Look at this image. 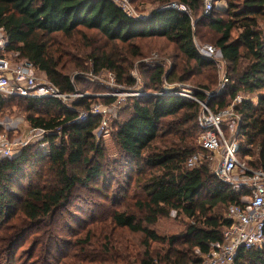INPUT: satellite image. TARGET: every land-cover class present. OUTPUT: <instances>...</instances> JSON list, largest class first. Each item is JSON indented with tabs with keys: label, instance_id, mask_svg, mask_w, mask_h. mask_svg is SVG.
Here are the masks:
<instances>
[{
	"label": "trees",
	"instance_id": "trees-1",
	"mask_svg": "<svg viewBox=\"0 0 264 264\" xmlns=\"http://www.w3.org/2000/svg\"><path fill=\"white\" fill-rule=\"evenodd\" d=\"M146 1L158 6L146 19H137L111 0H0V28L8 37L9 51L33 63L62 92L76 90L70 77L74 69L109 71L118 83L131 86L135 81L129 70L142 56V41L174 44L178 53L172 70L151 68L148 89L160 90L165 80L189 83L193 95L214 111L225 109L239 93L256 94V104L243 100L235 110L242 117L240 153L251 157L250 166L264 168V0H228L226 11L218 13L214 6L210 14L203 13V0H177L187 12L168 8L172 0ZM203 25L214 34L211 41L223 54L229 78L226 89L210 99L207 92L216 85L219 69L194 43L196 27ZM94 99L81 97L71 106L54 98L0 100V117L15 107L31 127L49 131L47 150L33 143L15 157L0 159V260L15 258L29 233L36 238L31 254L40 245L30 264L58 262L72 245L91 246V230L102 226L80 227L84 239L76 237V244L62 230L63 225L72 227L69 221L83 220L70 207L75 198L91 202L82 194L86 190L111 199L107 219L114 231L140 236L141 251L133 249V255L128 245L112 249L104 244L110 257L119 254L115 264H200L211 244L222 240L228 224L220 210L239 202V195L210 171L207 160L186 167L189 156L201 151L200 104L174 94L128 98L125 116L118 120V113L113 124L120 153L131 167L125 173L128 181L111 189L116 168L106 163L94 134L99 117L78 119ZM101 99L107 104L117 100ZM130 202L138 214L115 207ZM173 211L175 218L185 220L182 231L159 234L155 225ZM20 256L19 263L29 264ZM100 260L72 255L61 264ZM237 263L264 264V248L240 250Z\"/></svg>",
	"mask_w": 264,
	"mask_h": 264
},
{
	"label": "built area",
	"instance_id": "built-area-1",
	"mask_svg": "<svg viewBox=\"0 0 264 264\" xmlns=\"http://www.w3.org/2000/svg\"><path fill=\"white\" fill-rule=\"evenodd\" d=\"M111 1L131 17L146 19L150 15L139 11L135 0ZM216 2L218 0H203V13L209 14ZM167 7L187 12L183 4L172 3ZM9 44L8 37L0 28V100L8 101L15 97L54 98L71 106L68 102L73 99L72 97L88 96L76 90L62 92L33 63L18 59L17 53L9 51ZM197 48L203 56L216 62L220 70L223 68V54L219 48L211 44ZM228 83L229 78L223 73L217 86L207 92V98L222 93ZM107 93L109 96H114L113 91ZM169 94L197 101L201 107L198 121L204 130L198 138V143L201 151L207 154L202 156L200 152L193 153L187 159L186 167L192 168L205 161V158L209 161L215 158L217 165L213 173L239 195L238 203L228 205L225 218L228 224L222 231V240L211 244L209 251L202 255L200 264H238L240 250L264 248V168L250 166L249 156H242L240 153L242 117L235 107L245 98L236 95L234 101L225 109L214 111L208 102L199 101L192 93ZM102 112L99 105L93 104L89 110L80 111L78 119L84 121ZM223 122L225 124L222 127ZM106 126V119H102L97 130H103ZM48 133L46 129L31 127L23 116L0 117V159L15 157L33 143H38L41 148L47 150Z\"/></svg>",
	"mask_w": 264,
	"mask_h": 264
},
{
	"label": "rangeland",
	"instance_id": "rangeland-1",
	"mask_svg": "<svg viewBox=\"0 0 264 264\" xmlns=\"http://www.w3.org/2000/svg\"><path fill=\"white\" fill-rule=\"evenodd\" d=\"M173 2H169V4H176L180 5L177 0H172ZM136 8L139 11L144 13L150 14L154 8L158 6V3L151 2V1H144V0H135ZM228 9V0H218L215 4V11L218 13L224 12ZM211 13V12H210ZM209 13V14H210ZM264 20L261 22V29L263 31ZM198 35L194 38V43L196 46L201 47L204 44H211L214 43L211 41L212 36L214 35L206 26H197ZM264 32V31H263ZM91 32H87L89 35ZM234 37L236 36V32L233 33ZM90 36V35H89ZM141 50L142 56L133 60V64L131 69L129 70V75L131 78L134 79L135 83L131 86L123 85L117 82L116 75L109 71H102L99 74H93L91 71L83 72L77 69H74L70 72L71 79L74 80L76 85V91L80 94H87L89 97H95L94 101L91 105H99L100 109L103 111L99 117V124L102 119H106L107 126L103 129L98 131V126L94 130V134L96 136L97 141L100 142L101 146L104 148L106 163L109 162L110 167L113 166L116 170L113 169L111 172L114 180L112 182V188L115 189L117 184H123L128 181L125 177L126 169H130L131 166L128 165L123 155L120 153V149L115 141L114 138V131L115 125L113 124V120L117 117L118 113H120L118 120L125 116V107L127 102L129 101L128 98L133 97H145V96H154L159 94H169L172 92H181V93H192L193 87L192 84L189 83H182L179 81L168 82L164 81L161 85L160 90L148 89L146 84L148 83V75L151 68L162 65L165 70L168 72L172 70L174 63L176 62V55L177 49L174 44L170 42H166L165 40L156 39V40H145L141 43ZM215 46V45H214ZM217 48V47H216ZM222 69L219 68V75L217 79L216 85L212 88L214 89L220 77L223 73H225V64L223 63ZM78 80H80L78 82ZM78 82V83H77ZM192 83V82H191ZM113 91V95L117 98V100L112 104H107L103 102L101 99L102 97H112L107 95V92ZM238 95L245 98V100H249L252 103L256 104L258 101V96L256 94L249 95L246 93H239ZM86 96V97H88ZM85 97V96H84ZM68 103L72 105L73 102L80 99L81 97H72ZM13 100V99H12ZM12 100H8L6 102H10ZM234 100H232L233 102ZM231 102V103H232ZM230 103V104H231ZM201 108V107H200ZM84 111V110H81ZM4 116L8 117H19L23 116L22 111L17 110L13 107L10 111L6 110L3 114ZM224 122L221 123L222 127L224 126ZM203 155L207 153L198 151ZM214 157V154H212ZM207 160V158H205ZM251 159V157H249ZM248 159V160H249ZM254 159V158H253ZM203 160V159H202ZM209 163L210 171L213 172L214 167L217 165V160L213 158L212 160H207ZM116 165V166H115ZM134 185L130 187V191H134ZM140 195V190H136ZM81 192V190H80ZM88 199L86 202L84 200L74 199L72 202L73 209L71 208V212L77 211V216L83 219L78 224H75L72 221H69L68 224H71V228H66V225L62 226L63 234L67 237H70L73 241V244H76L78 240L76 237H82L84 239V231L80 230V227L88 226L93 228L95 226L101 227L100 229L91 230L92 238L91 246H82L81 244L72 245V247L68 248L65 251V255L62 256L63 258L60 261H53L52 264H61L64 261L70 260V256L74 255L77 258H82L86 260L90 259H98L100 260L101 264H115V261L119 254H112L111 257L109 253H107L104 244L109 243L107 246L108 248L116 249L119 245L125 244L129 246V251L133 255V249L137 252L141 251L140 246V236L139 234H132L126 231L121 232L120 230H113V228L108 224V214L110 211V207L112 206V202L107 200L108 198H102L99 195H96L94 192H88L86 190L83 193ZM111 202V203H110ZM93 203V204H92ZM118 203V202H117ZM75 204H80L81 208L75 207ZM129 205V207H128ZM118 209L122 210L125 207L129 209V211L138 214V210L132 206V202L130 203H123L120 205L115 206ZM227 208L223 207L220 210L223 217L226 218L227 215ZM79 210V211H78ZM70 215V214H69ZM69 216H67L68 218ZM185 220L181 218H175V212H171L168 218L161 219L157 222L154 229L161 235H173L176 234L183 229ZM80 225V226H79ZM108 226L106 229L105 227ZM62 235V234H61ZM81 235V236H80ZM23 243V247L18 249L17 253L15 254V258H9L10 261H6V258L3 256L0 261L2 264H18V257H23V260L26 261L29 259V264L33 263L35 258L37 257V252L39 250L40 245L36 246V251L31 254L32 247H35L36 238L34 237L33 233L27 234V236L21 239ZM20 241V242H21ZM82 241V240H81ZM85 241V240H84ZM154 247L157 245L154 244ZM27 250V251H25ZM27 253V254H26ZM107 261V262H105ZM21 264V263H19ZM83 264H94L93 262H83ZM121 264V263H118Z\"/></svg>",
	"mask_w": 264,
	"mask_h": 264
}]
</instances>
